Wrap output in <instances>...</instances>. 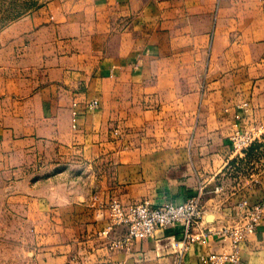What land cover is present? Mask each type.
<instances>
[{
    "label": "crops",
    "instance_id": "1",
    "mask_svg": "<svg viewBox=\"0 0 264 264\" xmlns=\"http://www.w3.org/2000/svg\"><path fill=\"white\" fill-rule=\"evenodd\" d=\"M259 14L262 0H41L2 29L0 264H179L182 226L113 247L110 200L178 204L202 181L215 226L263 196ZM237 128L259 130L243 152ZM224 250L212 236L182 263Z\"/></svg>",
    "mask_w": 264,
    "mask_h": 264
},
{
    "label": "built area",
    "instance_id": "2",
    "mask_svg": "<svg viewBox=\"0 0 264 264\" xmlns=\"http://www.w3.org/2000/svg\"><path fill=\"white\" fill-rule=\"evenodd\" d=\"M99 106L97 99L90 100L85 108L93 110ZM78 102L73 103V122L76 127L80 116ZM238 147H248L254 141L251 134L237 132L232 138ZM217 187L216 191H220ZM206 184L200 182L196 194L182 203L166 202L153 206L149 201L124 206L119 202L111 205V224L108 230L123 226L125 234L113 240V247H124L138 239L154 236L161 229L171 226H182V236L175 239L173 246L179 254V264H183L184 255L194 244L205 243L212 236H217L230 243V250L221 252L208 251L201 256L203 264H250L242 256V246L247 237L254 233L259 222L264 218V198L256 203L242 200L236 207V218L233 224L212 226L205 220Z\"/></svg>",
    "mask_w": 264,
    "mask_h": 264
},
{
    "label": "rangeland",
    "instance_id": "3",
    "mask_svg": "<svg viewBox=\"0 0 264 264\" xmlns=\"http://www.w3.org/2000/svg\"><path fill=\"white\" fill-rule=\"evenodd\" d=\"M40 3H41V0H0V31L2 29H4L5 27H7L14 20L25 15L31 9L38 6ZM262 7L264 8V0H262ZM262 18H264V15L259 14L258 21H261ZM258 21H255V23H258ZM252 35H253L252 36L253 38H258L260 35H264V32L260 31V30H256V31H253ZM246 53H248V50L246 51ZM229 54H230V51H229ZM230 67H231V64H230ZM231 83H232V81L230 79V85H231ZM88 101L89 100H86L84 102H78V104H79V106L81 105V106L85 107V104ZM240 131L243 133L251 134L254 137V141L256 140V137L258 136V132H259L258 129L249 130V129H245V128L244 129L237 128V130H235L234 133L232 134L231 138H233L234 134H236L237 132H240ZM121 133L124 134V131L121 132L119 130V128H113L111 134L117 136V135H120ZM125 133L132 135V134L128 133L127 131ZM126 145H128V144H126ZM233 146L236 150H240L243 152V151H245V149L249 148L251 145L248 147H238V146H235L233 144ZM199 184H200V182H199ZM204 184H205V182H204ZM261 198H264V195L261 197H258V199L255 201L253 200V202L248 200V199H244V200H246L248 203H256ZM143 201H148V200H142V201L134 202L131 204L141 203ZM113 202H119L124 206L130 205L128 203H124L120 198H117V199L112 198V200H110V202L107 204V207L110 211V214H111V205L113 204ZM235 213H236V209H235ZM233 223H234V221H228V222L220 223L219 225L233 224ZM14 225L18 226V224H11V228ZM216 226H218V225H216ZM244 244H245L244 247L246 246L248 248V254H246L248 259H246V261H248L250 264H264V218L259 222L256 231L251 234V238L249 235ZM253 247H255L256 249L253 250L252 249Z\"/></svg>",
    "mask_w": 264,
    "mask_h": 264
}]
</instances>
